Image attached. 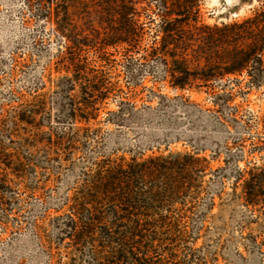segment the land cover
Returning <instances> with one entry per match:
<instances>
[{
  "label": "trees",
  "instance_id": "1",
  "mask_svg": "<svg viewBox=\"0 0 264 264\" xmlns=\"http://www.w3.org/2000/svg\"><path fill=\"white\" fill-rule=\"evenodd\" d=\"M41 1L45 2L42 13L51 20L54 31L65 39V48L58 56L62 65L58 73L64 74L44 94L23 102L12 117L10 128H6L5 118L0 119L1 190L10 192L16 186L27 189L24 181L32 182L34 174L44 167L42 154L45 159L55 154L61 158L74 149L85 148L79 139L87 136L88 126L97 121L107 101L123 93L118 82L111 80L119 66L113 53L125 56L123 71L129 75L130 86H142L135 84L137 77L130 63V54L141 47L145 28L139 20L140 8L146 17L152 12L159 19L160 39L154 43L150 56L164 69L159 78L161 85H169L175 93L194 90L200 93L202 88H208L213 105L225 107L233 101L234 94L221 88L223 80H231L230 76L255 64L254 81L261 83L264 6L243 23L210 27L200 21L201 0ZM79 2L83 6L80 22L72 13ZM203 36L210 44L223 48L224 54L218 62L198 53L190 57L196 51L195 43L201 42ZM240 40L252 42L242 50L237 44ZM219 84L221 89L216 87ZM151 95L156 96L152 92L150 102L154 99ZM158 96L159 107L175 106L177 101V107L189 108V98L184 95L174 99L164 94ZM144 110L153 111V108L137 109L135 104L120 100L118 109L109 112L106 121L124 128L137 115H143ZM229 119V123L236 120L231 116ZM56 127L63 130L55 132ZM138 140L131 154L104 156L82 171L62 206L45 209L46 217L42 221H47V244L41 247L48 258L47 264H54L53 249L64 250L66 262L61 264H220V260L228 264L234 245L248 254H258L264 264V232L250 233L240 242L232 233L220 232L212 245L204 242L196 248L203 231H208L206 216L200 211L212 210L215 199L222 198V192L214 194L206 204H193L187 210L190 216L183 212L187 206L185 199L192 198L193 192L201 188L203 177L211 171L220 185H224L226 178H234L230 206L239 204L253 215L264 214V164L237 168L230 174L226 166L213 171L211 163L217 155L209 159L204 148L156 153ZM149 151L152 153L148 154ZM28 190L32 192L29 187ZM10 199L0 198L4 224L11 222L9 204L15 199ZM259 217L244 219L243 229L253 227Z\"/></svg>",
  "mask_w": 264,
  "mask_h": 264
},
{
  "label": "rangeland",
  "instance_id": "2",
  "mask_svg": "<svg viewBox=\"0 0 264 264\" xmlns=\"http://www.w3.org/2000/svg\"><path fill=\"white\" fill-rule=\"evenodd\" d=\"M44 3L41 0H0V119H6V128L11 127L12 117L23 102L44 94L53 81L64 74L58 73L62 66L58 56L65 48V39L54 31L51 20L48 21L46 14L42 13ZM76 4L78 7H73L72 13L80 22L83 6L80 2ZM263 6L264 0H201L200 21L204 26L210 27L243 23L254 17ZM140 11L142 13L139 20L145 28L141 47L130 54V63L131 71L137 77L135 84L142 86H130L129 75L123 71L125 56L113 53L116 54L114 59L119 66L112 73L111 80L118 82L123 93L121 96H112L107 101L97 121L88 126L87 136L79 139L81 144H85V148L74 149L61 158L56 154L49 159H45L44 154L40 155L41 162H44L43 169L34 174L32 182L30 179L24 181L32 192L28 187L26 189L22 186H16L10 192L5 188L0 189V198L15 199L13 203L9 202V224L1 222L5 219L0 209V264H47L48 258L41 247L47 241V221H42L46 217L45 209L62 206L82 171L90 169L104 156L113 153L131 154L139 144L138 139L156 153H167L166 150L190 152L195 148H204L209 159L217 155L216 161L211 163L213 171L226 166L227 173L230 174L237 168L243 170L264 164V72L259 77L261 83L254 81L255 64L230 76L231 80H223L224 86L221 88L234 94L233 101L225 107L214 106L212 95L207 94L209 89L205 87L200 93L195 90L192 93H175L169 85L159 83L164 69L150 56L154 43L160 39L159 19L150 12L149 20L146 12L141 8ZM200 40L201 42L195 43L196 51L190 53V57H195L198 53L200 57H211L218 62V58L224 54L221 45L210 44L206 36ZM251 42L240 40L237 44L245 50ZM220 50L222 53H219ZM209 86L213 88L212 84ZM216 87L221 89L220 84ZM152 92L156 96L151 95L154 99L150 102L148 99ZM158 94L171 99L184 95L189 98V108L185 110L177 107V101L175 106L159 107ZM120 100L135 104L137 109L151 106L153 111L144 110L143 115H137L124 128L114 126L106 119L109 112L118 109ZM193 103L198 106H193ZM129 107L128 105L127 109L130 110ZM230 116L236 120L229 123ZM61 128L56 127L54 131L61 132ZM189 128L191 133L186 132ZM69 132L71 133L70 130L67 133ZM137 135L140 138H136ZM151 153L152 151L148 152ZM214 178L213 173L208 171L203 177L201 188L193 192L191 199H185L187 206L183 208V212L190 216L191 213L187 210L193 204H206L214 194L222 192V198L215 199L212 210L206 211L205 208V211H200L201 215L206 216L205 230L208 231H203L196 248H200L204 242L212 245L219 238L220 232L232 233L238 242L250 233L264 232V214L256 212L253 215L239 204L230 206L232 196L229 194L234 191V178H226L224 185L215 182ZM48 214L54 215V212ZM258 215L259 222L244 230L243 220H254L253 217ZM226 237L227 234L224 239ZM236 248H239L238 251ZM53 250L54 264L65 263L64 250ZM228 258V264H263L258 254H248L236 245L232 246ZM220 264L227 263L220 260Z\"/></svg>",
  "mask_w": 264,
  "mask_h": 264
}]
</instances>
